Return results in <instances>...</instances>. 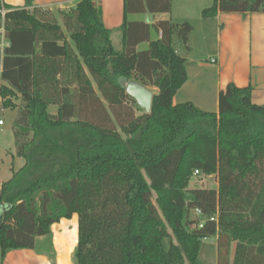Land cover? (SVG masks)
Returning <instances> with one entry per match:
<instances>
[{"label": "trees", "instance_id": "1", "mask_svg": "<svg viewBox=\"0 0 264 264\" xmlns=\"http://www.w3.org/2000/svg\"><path fill=\"white\" fill-rule=\"evenodd\" d=\"M30 5L0 0V105L16 111L23 159L0 183V260L77 215L73 264H202L207 237L217 240L215 264H264V106L252 88L227 85L214 112L173 104L187 79L173 37L188 49L191 25L159 21L151 41L148 24L126 19L169 13L172 0H123L120 51L100 0L60 14L64 30ZM218 13L263 14L264 0H213L201 17ZM124 80L156 90L149 114L134 115ZM195 171L217 176V189H188Z\"/></svg>", "mask_w": 264, "mask_h": 264}, {"label": "crops", "instance_id": "2", "mask_svg": "<svg viewBox=\"0 0 264 264\" xmlns=\"http://www.w3.org/2000/svg\"><path fill=\"white\" fill-rule=\"evenodd\" d=\"M10 7H25V0H1ZM80 0H31L29 10L40 9L51 13L62 27L60 14H67ZM103 25L112 32L123 22V0H100ZM174 0L171 11L166 14L127 15V21H144L154 25L168 20L174 24L188 23L192 30L189 35V50L193 49L192 40L198 46L211 51L208 66L192 62L193 78L200 77V86L191 85V76L186 67V82L178 90L173 102L180 96L181 103L189 102L196 106L204 103L208 95L217 98L227 85L238 88H252L251 102L264 106V13L241 15L238 13H218L214 18L203 19L201 12L212 6L213 0H181L179 14L174 13ZM196 34V36H195ZM160 32L151 41L160 39ZM194 36L195 38L193 39ZM66 37L68 38L67 34ZM147 48H148V43ZM3 30H0V54L6 47ZM139 44L136 50L139 51ZM144 51V50H143ZM214 60V63L211 61ZM207 83V85H206ZM180 104V103H177ZM55 107V106H54ZM56 108V107H55ZM57 110V108H56ZM217 108L215 109V111ZM16 113V111H14ZM56 114V111L51 113ZM7 180H1L0 183ZM78 240V217L62 219L50 228L48 236L38 237L33 250H12L6 253L0 264H73L72 255Z\"/></svg>", "mask_w": 264, "mask_h": 264}, {"label": "rangeland", "instance_id": "3", "mask_svg": "<svg viewBox=\"0 0 264 264\" xmlns=\"http://www.w3.org/2000/svg\"><path fill=\"white\" fill-rule=\"evenodd\" d=\"M181 6V0H174L173 8L174 13L179 14L178 10ZM131 21V19H129ZM157 35L156 30L152 25H150V33L149 38H155ZM196 36V34H195ZM193 39L195 38L192 36ZM151 40V39H150ZM111 43L115 50L120 51L122 48L121 44V35L118 30L112 32L111 34ZM139 51H143L147 49V44L142 43L140 44ZM192 46L193 49L189 50L185 48L181 40L177 37H173V47L176 50L177 54L180 55L182 58L186 59V67L187 70H189V74L191 76V85L196 84L197 87L200 86V81L202 80L200 77H192V71L190 72L192 68V62L196 60V63L201 65H210L209 60L211 56L209 54L211 51H207L204 48H201L198 46V40L193 41L192 40ZM189 47V44H188ZM207 85V83H206ZM208 86V85H207ZM148 90H150L152 93H156V90L150 86H145ZM94 90L95 85L93 84ZM199 88V87H198ZM204 100V103L199 105V109L206 112H214L217 108L214 102V99L211 97V95H208ZM180 96L173 102V104L181 103ZM105 104V103H104ZM136 104V103H135ZM128 105L131 106L133 109L134 115L139 116L143 114L144 112L137 107V105L133 106L132 104ZM106 106V104H105ZM196 107V106H195ZM56 108L54 106H50L48 108V112H55ZM16 117V113L14 111L10 110H2L0 105V121L3 122V125L0 126V179L1 180H8L13 171L18 170L23 165V159L17 158L15 156V139L13 136V121ZM119 131V129L117 128ZM218 187V178L217 176H200L193 174L188 189H217ZM152 203L155 204V196L152 197ZM196 216L193 212L190 213V219H195ZM194 225H191L189 229H192ZM171 239L174 241V239L171 236ZM175 242V241H174ZM176 243V242H175ZM216 244L217 240L216 237H212L211 241H202L201 251L199 254V259L201 260L202 264H215L216 259ZM235 245V244H233ZM165 247H167V243L165 242ZM234 248V247H233ZM233 253V251H232Z\"/></svg>", "mask_w": 264, "mask_h": 264}, {"label": "water", "instance_id": "4", "mask_svg": "<svg viewBox=\"0 0 264 264\" xmlns=\"http://www.w3.org/2000/svg\"><path fill=\"white\" fill-rule=\"evenodd\" d=\"M145 23H148V18H146ZM121 86L125 94L133 99L137 107L141 109L144 114L150 113L153 97V93L150 90L140 83L132 80L121 81Z\"/></svg>", "mask_w": 264, "mask_h": 264}, {"label": "built area", "instance_id": "5", "mask_svg": "<svg viewBox=\"0 0 264 264\" xmlns=\"http://www.w3.org/2000/svg\"><path fill=\"white\" fill-rule=\"evenodd\" d=\"M1 31H2V29H1ZM211 63H214V60H212ZM2 125H3V122L0 121V126H2ZM194 174H195V175H198V172L195 171ZM193 213H194V215L196 216L195 219L198 220V228H202V226H203V224H204V221H203V218H202V216H201V212H200L198 209H195V210L193 211ZM210 220L212 221L213 218H211ZM204 240H205V241H211V238H208V237H207V238H204L203 241H204Z\"/></svg>", "mask_w": 264, "mask_h": 264}]
</instances>
